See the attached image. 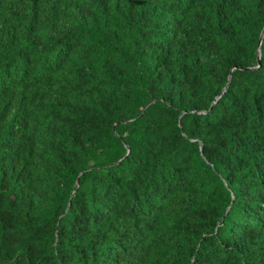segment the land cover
Listing matches in <instances>:
<instances>
[{"label": "trees", "instance_id": "16d2710c", "mask_svg": "<svg viewBox=\"0 0 264 264\" xmlns=\"http://www.w3.org/2000/svg\"><path fill=\"white\" fill-rule=\"evenodd\" d=\"M263 28L264 0H0V264H264Z\"/></svg>", "mask_w": 264, "mask_h": 264}, {"label": "water", "instance_id": "95a60500", "mask_svg": "<svg viewBox=\"0 0 264 264\" xmlns=\"http://www.w3.org/2000/svg\"><path fill=\"white\" fill-rule=\"evenodd\" d=\"M263 33H264V28H263V31L261 32L260 34V37H259V43H258V47L260 46L261 44V41H262V38H263ZM259 51H257V60L259 61ZM258 67H256L255 69H257Z\"/></svg>", "mask_w": 264, "mask_h": 264}]
</instances>
